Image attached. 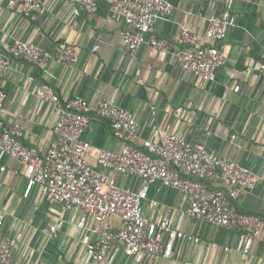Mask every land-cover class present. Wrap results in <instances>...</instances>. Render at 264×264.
<instances>
[{"label": "crops", "instance_id": "1", "mask_svg": "<svg viewBox=\"0 0 264 264\" xmlns=\"http://www.w3.org/2000/svg\"><path fill=\"white\" fill-rule=\"evenodd\" d=\"M169 2L172 11L159 14L153 26L156 37L165 40L169 49L145 44L131 51L122 37L128 26L111 10L110 2L100 1L90 12L75 0H42L44 14L25 16L20 5L0 0V45L8 50L26 40L52 55L46 69L12 58L10 68L0 76L5 93L0 109V207L6 217L3 233L13 242V264H264V228L247 253L237 250L238 230L181 217L188 195L161 183L150 184L143 201L145 215L169 217L173 226L180 224L181 230L201 241L176 239L170 257L146 256L140 262L113 242L107 258L94 262L87 251L97 239L94 218L88 215L86 226L80 227L83 210H64L41 184L27 195L25 166L2 149L4 127L12 123L23 126L22 141L27 146L40 153L50 147L59 114L53 104L37 96L41 84H50L61 101L81 97L92 109L82 134L90 143L86 159L91 166L120 187L137 191L146 183L143 179L98 162L102 150L118 152L122 147L109 120L95 111L100 101L115 99L137 121L143 148L166 134H177L195 148L233 160L256 174L257 184L237 200V207L264 221V77L258 69V62L264 60V0ZM227 13L235 16V24L228 26L226 37L206 36L208 18ZM185 28L202 37L205 45L226 53L227 60L217 67L214 79L181 67L178 55L189 48L182 39ZM61 43L74 50V64L57 60ZM206 183L216 185L211 180ZM108 221L113 231L123 227L117 214ZM51 226L56 227L51 230ZM162 238L166 241L167 234Z\"/></svg>", "mask_w": 264, "mask_h": 264}, {"label": "built area", "instance_id": "2", "mask_svg": "<svg viewBox=\"0 0 264 264\" xmlns=\"http://www.w3.org/2000/svg\"><path fill=\"white\" fill-rule=\"evenodd\" d=\"M8 1L20 5L25 16L46 11L42 0ZM75 1L90 12L95 10L98 2H110L111 10L128 26L122 37L131 51L145 44L160 50L169 49L166 41L157 38L153 32L156 17L172 11L169 0ZM234 24L235 16L230 13L211 15L206 36L222 40L227 35L228 26ZM182 39L189 48L178 55L181 67L204 79H214L217 67L227 60L226 53L215 46L205 45L202 37L189 28L184 29ZM261 55L264 59V46ZM56 57L68 65L77 61L74 50L66 43L59 45ZM12 58L46 69L52 55L26 40L15 42L8 50L0 45V76L10 68ZM258 69L264 77V60L258 62ZM239 90L240 86H236L235 91ZM37 96L42 102L53 104L59 114L50 147L40 153L37 148L27 146L22 141L23 126L12 123L4 127L2 149L25 166L27 195L36 184H41L64 210L76 207L83 210L80 227L86 226L88 215L94 218L96 225L92 230L97 239L87 247L94 262L107 258L113 242L123 245L127 256L140 262L146 256L170 257L176 239L201 241L181 230L180 224L173 226L169 217L150 219L145 215L143 201L153 183L177 188L188 195V206L181 217L238 230L237 250L247 253L261 237L264 221L237 207V200L259 180L248 168L205 149H197L177 134H166L160 142L148 143L147 148H143L139 125L133 115L115 99H107L100 101L95 111L99 117L109 120L113 135L122 142V147L118 152L102 150L98 162L104 168L133 174L146 182L137 191L122 188L86 159L90 143L82 138V134L91 120L92 109L88 103L81 97L63 102L50 84H41ZM4 100L5 93L0 89V109ZM207 180L216 185H207ZM114 214L123 221V227L117 231L111 230L108 221ZM5 218L0 207V264H13V242L3 233ZM55 227L51 226V230ZM163 233L168 236L166 241H163Z\"/></svg>", "mask_w": 264, "mask_h": 264}]
</instances>
